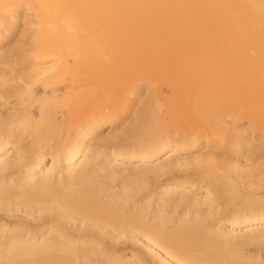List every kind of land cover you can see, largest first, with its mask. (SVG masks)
<instances>
[{"label":"bare ground","instance_id":"bare-ground-1","mask_svg":"<svg viewBox=\"0 0 264 264\" xmlns=\"http://www.w3.org/2000/svg\"><path fill=\"white\" fill-rule=\"evenodd\" d=\"M26 5L35 11L34 14L32 10L33 22L30 20L34 30H30L39 42L38 47L32 42L37 48L30 54L34 55L32 60L44 62L56 51L53 46L56 44L51 43L52 32L48 34L47 29L50 18V21L55 18L53 10L57 8L64 17L59 18L61 25L53 26V33L58 37L65 31L62 37L77 35L74 39H70L71 36L70 40L63 39L65 46L61 47H66L65 51L69 53L78 48L87 39L84 34L86 24L90 31L98 30L100 41L98 53L89 50L90 53L103 63L109 56L111 63L106 61L103 71L104 65H100L101 73L87 72V68V71H79L83 69L81 65L91 64L93 58L81 48L79 51L89 54H85L88 57H83L85 60L79 53L75 57L71 55L76 58V61L70 58L72 64L63 57L60 62L55 60L53 65L34 68L32 75L29 72L30 87L39 85L42 90V96L31 99L39 107L32 109L22 105L19 110L12 109L14 112L8 113L9 125L0 127V264H264V261L242 255V250L259 246L264 241V200L239 199L231 190V208L223 212L210 190L215 180L202 173L214 164L215 159L209 153L201 159L195 154L198 150L209 151L213 143L200 141L197 134L187 140L177 132H164L162 123L167 107H164L165 102L164 106L159 103L163 102L161 91L158 88V92L146 94L149 85L136 78L159 71H164L163 74L177 72L183 62L194 60L196 66L184 70L183 80L199 83L207 80L205 84L209 86L210 80L201 78L197 68L212 60L230 64L236 49V41L228 36L230 31L241 33L242 40L249 44L247 34H259V39L264 41V0H0L3 11L0 27H4L1 17L5 15L2 14L7 12H10L7 20L2 17L5 24L8 28L16 26L22 15L20 10L23 12ZM91 16H96L95 24L88 20ZM56 21L52 23L57 25L59 20ZM61 28L64 31L60 32ZM81 31L83 33H79ZM212 31L229 32L225 33L227 39L223 41V47L217 43L221 47L218 52L217 46L214 53V47H209L210 43L217 42L214 38L210 43L206 40V46L201 43L208 48L198 44L200 49L202 46L201 50L189 41L197 33L209 32L210 35ZM2 41L0 38V43ZM178 41L186 42L180 45L181 52H168L167 47ZM194 46L200 51L195 52ZM221 53L226 56L223 62ZM76 55H81L79 59L85 63L78 62ZM27 57L31 61L30 56ZM55 57L58 58H52ZM243 61L247 65L245 68H250L251 64L257 67L255 72L247 71V86L263 92V56L253 58L246 54ZM4 82L9 85L10 81ZM26 86L29 87L25 85L24 88ZM94 89L99 91L98 96L94 97ZM140 90L146 94L142 101H139ZM61 91L67 93L66 101L70 100L68 97L87 92L86 97H89L85 100L91 103L90 95H93L96 98V105L92 102L93 111L88 110L90 113L85 114L84 109L83 116L80 111L78 114L67 112L65 104L71 101H63V106L57 104L64 95ZM207 94L202 95L203 102L208 101ZM184 96L186 103L189 102V96ZM54 102L58 109L65 106L66 112H60L55 106L52 109ZM119 106L126 114L134 115L129 119L131 122L138 116H146L148 120L145 125L143 122L142 126L114 135L111 127L123 117V114L119 115L118 119L114 114ZM80 115L85 119L78 122ZM146 127L153 135L150 132L152 137L140 139L141 135L149 133ZM105 130L107 133L99 138ZM236 137L232 152L236 157H245V150L253 144L254 138L243 131ZM187 172L198 178L190 180L181 175ZM222 184L226 185L225 182Z\"/></svg>","mask_w":264,"mask_h":264},{"label":"rangeland","instance_id":"rangeland-1","mask_svg":"<svg viewBox=\"0 0 264 264\" xmlns=\"http://www.w3.org/2000/svg\"><path fill=\"white\" fill-rule=\"evenodd\" d=\"M28 5H30V4H28ZM30 6H27L24 11H26L27 8L28 9L31 8V10L29 9L31 12L26 11L24 13V11L22 12L20 10V15L22 13L23 16L21 15L20 20L18 19L19 21L17 22L16 26H14V27L8 28L9 26H7V23L5 24L6 21H4V19L7 20V18L9 17L8 13H10V12H7V14H2V15H5L6 18H5V16L4 17L2 16L4 19L1 17V19L3 21V26L4 27L7 26V28L3 27L4 29H6V31H4L3 28L0 27V30H1L0 31V36H1L0 38H1V40L3 39V41L0 43V79H1V82H4V81H6L7 83L9 81L10 82H9V85H6L5 82H4V84L0 82V117H1L0 118L1 119L0 120V127L2 125H4V126L9 125L10 121L8 119V113L14 112V111H12V109L13 110H19L22 107V105H25V107L27 106V108H29L31 106L30 108L33 107L32 109H37L36 107H39V106H36L38 104L32 103L33 101L31 99L33 97L36 98V97L42 96V92H41L42 90H41L39 85L38 86L32 85L33 87L31 86L32 87L31 88L30 84L27 80L30 78L29 75L31 73L33 74L34 68H35V70H37V68L39 69L43 65L44 66L53 65V64H55L53 62H56L55 60H58V61L61 59L63 60V57L66 58V59L64 58L65 61L67 60V62L69 64H72L71 60L74 61L76 59V58H74L75 54L80 53L82 55V58L83 57L88 58L87 56H85V54L86 55H89V54L93 55V53L94 54L96 52L98 53V44L100 42L99 36H98L99 34L97 32L98 30L96 28H93L94 30L90 31L88 29L89 27L86 24H84V28H86L88 30H86V29H85L86 31L84 30V32H85L84 34L87 35V39L84 41L85 43L83 42L81 45L78 46V48H75V50L71 51L72 54L69 53L68 50L65 51L66 47L63 49V47L65 46V44L63 43L64 40L65 39H68V40L74 39V36L77 37V35L73 36V34H71V35L68 34L67 35L68 37H66V35L64 34L65 36L62 37L63 36L62 33L66 32V31L61 32L63 30L62 28L60 29V32H61L60 37L62 39H60V37H58V35H56L55 32L53 33V31H54L53 26L56 28L59 25H61V23H60L61 19H59V18L64 17L63 13L61 11H60L61 13H59L58 12L59 10H57V8H55L53 10V11H55L54 12L55 15H53V17L55 16V18L53 20H54V22L56 20L57 21L59 20L60 24L59 23L57 25H55L56 23L53 24L52 23L53 20L50 21L52 19V18H50L49 29L51 28V30L47 29L48 30L47 33L49 34V32L50 33L52 32V35L50 34V37L51 36L53 37V41H51V43L56 44V45H53V46H55L56 51L53 52V54H52L53 56H51V58L45 60L44 62L39 61L40 64H38L39 62H36L38 60H36V61L32 60L34 55L32 56L30 54L35 53V51L37 49V48H35V46L38 47L39 42L37 40V36L33 33V31L30 30V29L34 30L33 29L34 26L32 25V22H33L32 12L34 10ZM12 8H14V7H12ZM15 10H16V7H15ZM56 10H57V13H56ZM2 12L3 11L0 10V13H2ZM33 13L35 14V11ZM94 19L95 20L97 19L96 16L88 17V20L92 21L95 24ZM22 20H23V22H22ZM30 20H32V22ZM26 22L29 23V26H27L28 24ZM34 22H36V20ZM31 25H32V27H31ZM51 25H52V27H51ZM85 25H86V27H85ZM22 26H24V28H22ZM20 29H21V31H20ZM88 31L90 32V34ZM7 32L9 33V35ZM75 33L77 34V32L74 31V34ZM79 33H83V32L81 31ZM225 33H218V32L212 31L209 35V32L203 33V34L201 32V33H197L196 35H194L195 38H194V36H192L193 41L191 40V38L189 41L193 42L192 45L194 44L196 47L198 46V44H201V43L205 44V46H206L208 43H210V40H212L214 38L213 41L214 42L217 41V42L216 43H213V42L210 43L209 47H211V46H212V48L214 47L212 49V52H213L215 47L217 46L215 50H216V52H218L219 48L223 47L224 42H225L224 40L227 39V38H225L227 36L226 34H228L229 32H227L226 34ZM4 34L6 37L4 36ZM221 34L223 36L220 39ZM233 34H235V35H233ZM31 35H33L34 38ZM258 35L257 34H247V36L250 37V41H249L250 44H249L248 42L242 40V37H241L242 34L241 33L230 31V34H228V36L231 38H234V40L236 41L235 42V46H236L235 48L236 49L234 50L235 52H233V53H234V56L237 55L236 57H234L232 55L233 57L229 61L230 64H227L228 62L225 61L226 60L225 54L221 53V55H223L224 58L222 56H220V59L222 58L221 60H222V62L225 61L224 63H219V62L215 63L217 61L212 60V62L208 61V63H207L208 65L206 63H204V64L200 65L201 68L196 67L198 70V71L197 70L196 71L199 72V75L201 76V78H205V80H206V78L208 77V81L210 80L209 86H207V83L205 84V82L207 80L205 82H204V80H202V81L200 80V83H199V81L198 82H191L189 80H185V79L183 80L184 75H182V74L185 72L184 70L187 68H190V67L193 68L196 66V64H195L196 62L194 60H191V61L188 60V62L186 60L185 63L183 62L181 67H180V68L183 67L182 69L179 68V70L177 72L174 71L173 73L170 71L171 72L170 74H169V72L163 74L164 71L163 72L159 71L161 73L157 72L155 74H150V73L145 74L146 77L139 75L140 76L139 79H138V77H136L137 75L134 76L137 78V80L145 82V84L147 83L149 85V87H147V90L145 91L146 94H148V93L150 94L151 91H152L151 93H153V91H155V92H158V90H159V92L161 91L160 94H161V98H162L163 102L160 101L159 103L165 102L166 105H165V103L162 105L163 106L165 105L164 107H167V108L163 107L164 112L166 113L164 115L163 123H162L163 129L164 128L166 129V131H164V132H167V133L171 132L169 134H172V132L173 133L177 132L180 136H182L183 139H187V140L191 136L197 134V135H199L200 141L207 140V141H211L213 143V147H211V149L209 151L203 152V150H198L195 152V154H197V157L201 156V157H199L201 159L205 153H209L215 159L214 164L212 166H209V167L203 169L202 173L205 176H207L209 178H213L215 180L214 184L210 187V190H211L213 196H215L217 198V203L219 204V208L221 210H223V212L227 211L231 208V199H230L231 198V190L234 191L235 194H237V197L239 199L240 198L242 199V198H250V197L253 198L254 197L256 199L264 200V151H263L264 150L263 149L264 148V90L262 89L263 92H261V90L259 92H257V90H255V89L252 90L253 88L247 86L246 80H247V77L249 74V73H247V71L248 72H255L257 67H253L254 65L251 66L252 65L251 64L250 68L246 67L247 68L246 69L245 66H247V65L244 64V61H243L244 55H246V54L253 56V58H255L256 56L261 54V56H263V58H264V41L261 38L259 39ZM54 36H57V38H55ZM70 36H71V38H70ZM216 36H218V37L216 38ZM55 39H59L61 41L58 42ZM206 40L208 41V43ZM219 40H220V43H219ZM32 42H33V44L35 43L36 45L34 46L32 44ZM186 42H187V40H186ZM186 42H179L178 41V43L175 42V44L169 45L167 47L168 52L171 51L170 53H172V51H173L175 54L181 52V50L179 49V48H181L180 45L186 44ZM217 43L220 44L221 47ZM83 44H84V46H83ZM203 44H201V45H203ZM62 45H64V46L61 47ZM195 46H194V48H195ZM205 46H204V48H208ZM58 47L62 48L63 50L59 51ZM33 48H34V50H33ZM81 48H82V50H87L86 52H88L89 54L86 52L84 54V51H82V52L79 51V50H81ZM197 48L200 49V47H197ZM77 49H78V51H76ZM199 49L195 48L194 50H195V52H196V50L200 51L202 49V46H201V49L200 50ZM89 50L90 51L95 50L96 52L93 51V53H90ZM176 51H178V52L176 53ZM55 52H56V54H54ZM57 52H59V53H57ZM66 52H68V53H66ZM236 52H238V53L235 55ZM240 52H241V54H240ZM64 53H66V54H64ZM71 55H74V57ZM81 55L79 57H81ZM27 56H30L31 61L28 60L29 58ZM54 56H58V58L57 57H55L56 59L52 58ZM76 56L79 59L78 55H76ZM92 57H91L92 58L91 64H90V62H88V64L86 63L85 66L81 65V67L83 69H81V70L79 69V71L86 70V68H87L88 69V71L86 70L87 72H90L89 70H91V71H94L95 73L96 72L101 73L104 70L105 65L107 63H111V60H110L111 58L109 56L106 57L108 59L110 58L109 61L106 58L104 59V61L105 60L107 61L106 64H105L106 61L103 63L102 59H101V62H99V60H98L99 58L97 59V56H96V58H95V55H93ZM70 58H71V60H70ZM82 58H81V60L85 63V61H84L85 59L83 58L84 59L83 60ZM239 58H242V59H239ZM81 60L79 59L78 62H80ZM221 60H220V62H221ZM50 62H51V64H50ZM31 63H32V65H31ZM84 63H82V64H84ZM241 63H243V64L240 65ZM102 64L103 65L105 64L103 66V68H102V66H100ZM228 65H230V67H228ZM234 65H235V67L236 66L237 67L235 68ZM33 66H35V67H33ZM226 66H227V68H226ZM31 68H32V70H30ZM101 68H102V71H101ZM203 68H205V69L202 71ZM234 68H235V70H234ZM97 69H99L100 71L98 70L99 71L98 72ZM199 69H200V71H199ZM227 69L230 70L231 72H229ZM29 72H30V74H29ZM207 72L209 73V76H208ZM90 73H93V72H90ZM225 73H227V74H225ZM244 73L247 74V76ZM216 74H217V76H216ZM168 75L169 76L171 75V77L169 78ZM210 75H211V77H210ZM2 76L3 77L5 76V77L3 78ZM25 76H28V77H25ZM180 76H183V77H180ZM143 77H144V79H143ZM164 77L167 78L168 80L165 79ZM220 77H221V79H220ZM11 78H15V79H11ZM66 78L68 79L69 76H66ZM67 79H65V80H67ZM146 80H147V82H146ZM157 80H159V81H157ZM177 80H178V82H177ZM231 80H233V81H231ZM16 82L19 84H17ZM23 82H24V84H22ZM202 82H203V84L200 85ZM243 82L246 85L243 84ZM150 83H151V85H150ZM21 84L24 86H21ZM192 84L195 86H193ZM4 85H6V87H4ZM25 85H29V87L26 86V88H24ZM59 85H60V83H59ZM197 86H199V87H197ZM203 86H204V90H206V91L203 90ZM222 86L224 88H222ZM15 87H17V88H15ZM194 87H196V89ZM21 88H24L26 91H24V89H21ZM27 89H29L28 92H27ZM173 89H174V91H173ZM213 90L215 92H213ZM6 91H7V93L10 92V94L9 93L7 94ZM47 91H49V89ZM94 91H95V93L94 92L93 93L96 94V95H94V97L98 96L99 91L95 90V89H94ZM251 91H252V93H251ZM61 92H60V94L63 95L62 96L63 98L60 97L58 100H60V99H62V100H60V102L57 101V104L61 103V106H63L64 105L63 101H66V100H64L65 99L64 96L67 95V93L65 94L64 91H61ZM145 92H144V94H142L141 90H140L139 95L142 94V96L140 97L139 101L143 100L144 96L146 95ZM206 93H208L207 96L209 95V93H210V95L208 96L209 98L207 97L208 101L203 102L202 99H203V96H206ZM8 95L9 96L13 95V98L12 97L9 98ZM29 95L32 97L30 98ZM78 95H80V96L71 97L73 99V101L70 97L67 98V99H70L68 101H71L72 103L71 102L70 103L73 104V106L70 105V103L68 101H66V102H68V103L65 102L66 103L65 106H67L66 108L64 106L63 108L60 107V109H58L59 106L57 107L56 102H54L53 107H52V105H51V107H52V109L57 107V109L60 110V112H64L65 109H67V112H73V113H77V112L79 113V111H80V114H82V116L84 114L83 112H85V110H86L85 114H89L91 111H93V108H94L93 106L96 105V98H94L93 95H90L92 97L91 99L93 100V101L91 100V103L94 102V105H93V103L91 105V103L88 102V100H85L86 98L88 99V97H89V96L86 97V95H88L87 92H86V94H85V92H83V93L80 92ZM172 95H173V97H172ZM184 95L189 96V97L187 96L189 98V100H188V98H186V100H188L189 102L186 103ZM67 96H65V97H67ZM81 96H85V98L84 97L80 98ZM200 96H202V97H200ZM27 97H28V99H27ZM174 97L178 98L179 100L175 99ZM212 97L215 98L214 101H213ZM195 99H197L198 101L196 102ZM221 99H222V101H221ZM76 100H78V103ZM174 100H176V102ZM82 101H83V103H82ZM86 101L90 104L86 103ZM197 103L200 105V107ZM67 104L72 108V110ZM75 104H77V105L80 104L79 109H77L78 106ZM86 104H88V105H86ZM83 105H84V107L85 106H88V107L84 108V107H82ZM175 105H176V107H175ZM210 105H211V107H210ZM192 106H193V108H192ZM194 106H195V108H194ZM201 106H202V109H201ZM204 106H206L207 109H205ZM97 107L95 108V110L98 109ZM119 107H117L115 109L114 114L118 117V119L120 118L119 115L123 114L122 115L123 117L121 116L123 119L120 118V120H117L118 122H116L115 125L111 127L112 134H114V135L119 134L120 132L128 130L132 127H138V125L142 126L143 122L145 125V123H146L145 121L148 120V117H146V116H138L136 118L137 121L135 120V122H133V121L131 122L130 120L133 119L134 115L129 113V112H127V114H126L124 112V108L122 109L121 106H119ZM136 107H138V105ZM87 108H90L91 110L87 109ZM57 109H55V111H58ZM73 109H74V111H73ZM75 109L77 111H75ZM179 109L181 110L180 112H178ZM68 110H70V111H68ZM88 110L90 112H88ZM186 111H188V112H186ZM5 112H6L7 116H6ZM171 112L173 115L171 114ZM173 112H175V113H173ZM187 113H189L190 115ZM125 114L126 115L129 114L128 117ZM174 114H176V116ZM166 115H168V116H166ZM185 115H186V118L183 117ZM82 116L80 115V117H79L80 119L79 118L77 119L78 122L85 119V118L82 119ZM165 116H166V119H165ZM191 116L194 117V119ZM188 117H190V118H188ZM140 120H143V121H140ZM164 120H165V122H164ZM148 123L153 125V122L152 123L148 122ZM182 123H184V124H182ZM152 125L151 126L149 125L148 127H150L152 129ZM167 128L169 129V131ZM146 129H147V127H146ZM177 130L180 132H178ZM240 131H243L245 133V135L248 134V135L252 136V138H254L253 144H251L252 146L250 145V147L248 149L249 151L245 150V157L244 156L243 157H236L235 153L232 152L233 151V144L237 140L236 135ZM148 132H149L148 134L144 133L146 135L144 136V134H143V137H141L142 136L141 135L140 139H142V138L145 140L148 139V137L152 134L150 129L148 130ZM150 132H151V134H150ZM105 133H107L106 130L103 131V133L101 132L99 135V138H100V136L102 137V135L104 136ZM152 135L150 137H152ZM256 139H257V141H255ZM200 153H202V154L200 155ZM236 163L238 165L237 167L235 166ZM193 174L194 173L187 172V173H183L181 175L189 177L190 180H196L198 177L196 175L194 176ZM173 175H175V174H173ZM222 182H225L226 185H223ZM152 186L155 187L156 184H152ZM152 186H150V187H152ZM242 255L245 257L250 256L251 258L257 259L258 261H264V241L259 246L250 247V248H246V249L242 250Z\"/></svg>","mask_w":264,"mask_h":264}]
</instances>
